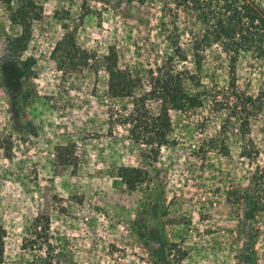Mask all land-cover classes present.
<instances>
[{"label": "rangeland", "instance_id": "1", "mask_svg": "<svg viewBox=\"0 0 264 264\" xmlns=\"http://www.w3.org/2000/svg\"><path fill=\"white\" fill-rule=\"evenodd\" d=\"M21 2L0 0L3 264H264V105L248 122L227 109L262 101L261 61L221 37L201 70L168 58L153 8L126 0H34L24 34ZM112 51L140 78L131 96L108 92ZM159 78L228 106L175 109L150 92ZM130 166L148 172L133 190Z\"/></svg>", "mask_w": 264, "mask_h": 264}, {"label": "trees", "instance_id": "2", "mask_svg": "<svg viewBox=\"0 0 264 264\" xmlns=\"http://www.w3.org/2000/svg\"><path fill=\"white\" fill-rule=\"evenodd\" d=\"M126 1L128 3L138 2L141 6L148 5V8H153L148 13L150 18L154 17L153 19H157L156 21L162 26L164 32L166 31L165 38L172 51V55L168 58L176 56L181 60H186L189 53L193 58L196 70H201L208 43L210 40L221 37L223 39L222 50L236 54L246 53L251 55L254 59L261 61L262 71L264 72V0ZM41 9L34 0H22L20 8L11 15V20L20 25L24 34L30 33L32 21L41 18ZM167 23L172 25L169 30L165 28ZM182 38L189 41L184 43ZM70 41L74 43L73 40ZM162 67L165 66L163 65ZM169 68L172 69L171 66ZM105 70L108 75V92L110 95L114 97L133 95V90L138 86L140 78L135 76L132 71L118 66L117 53L115 51L105 56ZM179 79L182 80L183 77H179ZM160 83L161 80L159 78L156 83L158 86L151 85L150 92L163 102L172 103L170 105L175 109L184 110L192 106H202L204 103L203 99H208L209 101L212 99V101L214 100V105L218 103L223 105V109L226 108L225 105L227 104H223V100H217L216 94L209 93L207 90L190 95L185 91L178 92L173 88L161 86L159 85ZM260 88L259 96L262 98L261 102L253 96H247L245 101L247 104L233 102L229 106L227 105L229 115L237 120L245 119L244 121L248 122L250 117L256 115L255 112L258 107L261 104L264 105V83L261 84ZM168 109L165 110L167 115ZM147 175L148 172L140 167L119 168L120 178L131 190L135 189L139 183L144 182ZM231 192L236 194L234 191ZM228 199H231V197ZM41 219L43 217L34 218L32 227L36 234L43 233L48 227V222L46 227L42 226ZM39 229L40 232L38 231ZM4 237L5 230L0 226V264H3Z\"/></svg>", "mask_w": 264, "mask_h": 264}]
</instances>
